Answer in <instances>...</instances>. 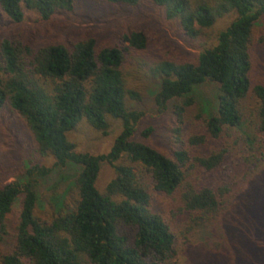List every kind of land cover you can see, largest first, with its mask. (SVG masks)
I'll list each match as a JSON object with an SVG mask.
<instances>
[{
    "label": "trees",
    "instance_id": "1",
    "mask_svg": "<svg viewBox=\"0 0 264 264\" xmlns=\"http://www.w3.org/2000/svg\"><path fill=\"white\" fill-rule=\"evenodd\" d=\"M103 1L132 7L141 0ZM151 2L192 41L233 16L215 44L199 46L193 62L162 60L149 68L158 87L155 104L169 108L175 121L171 157L135 138L141 115L127 107L128 99L140 97L127 88L122 66L129 49H145L143 32L124 35L122 48H97L92 38L36 48L19 39L0 42V114L19 117L39 157L79 169L75 209L48 220L35 215L38 195L30 181L32 173L45 176L47 170L25 165L20 181L0 185V248L10 245L0 264H174L177 233L197 230L218 241L219 249L210 250L214 264H264V166L242 176L237 190L236 182L215 186L195 179L220 172L232 154L245 162L263 160L264 84L252 82L250 47L252 29L264 18V0ZM74 5L75 0H0V11L13 23L29 11L47 21ZM205 83L217 86L213 110L195 112L196 127H187V113L197 107L195 89ZM109 119L120 121L121 130L108 153H77L68 134L84 120L106 135ZM151 133L145 129L141 137ZM102 162L114 177L100 192ZM154 195L170 200L169 216Z\"/></svg>",
    "mask_w": 264,
    "mask_h": 264
},
{
    "label": "rangeland",
    "instance_id": "2",
    "mask_svg": "<svg viewBox=\"0 0 264 264\" xmlns=\"http://www.w3.org/2000/svg\"><path fill=\"white\" fill-rule=\"evenodd\" d=\"M229 15L218 20L213 27L205 31L206 36L196 41L190 40L181 31L178 22L169 20L164 12L157 8L151 0H141L137 5L115 6L103 0H75L70 12L54 15L43 21L33 12H26L20 23L8 20L0 11V42L8 39L20 41L36 48L48 43H61L70 46L72 43L92 38L96 47L126 46L122 37L132 31H141L146 37V47L143 50L129 49L125 52L122 71L128 89L135 91L140 99L127 100V107L135 109L141 115L136 123L135 138L171 157L177 145L172 129L175 121L170 109L158 107L154 101L157 85L151 78L149 68L162 60L175 62H193L202 51L201 44L207 46L216 43V37L232 21ZM250 54L252 59V82L264 84V18L252 29ZM217 86L205 83L195 89L197 107L186 116V123L196 127L193 114L197 111H212L215 105ZM151 128L152 133L147 138L141 137V132ZM121 122L109 119L107 134L94 130L84 120L68 134V140L74 144L77 153L104 155L110 150L114 139L120 133ZM186 126L183 127L185 132ZM182 131V132H183ZM182 136H185V134ZM236 154V153H235ZM263 160L259 164L245 162L239 155H231L220 167V172L212 176L200 175L197 180H204L208 184H220V180L236 182L237 190L244 182L242 176L257 173ZM25 165L38 166L47 170L45 176L32 173L30 181L38 195L35 215L48 220L59 213L73 211L77 203L75 178L79 171L76 166L58 167L52 157H39L34 150L31 139L24 123L14 112L0 114V185L20 181V175ZM258 166V167H257ZM114 177L113 168L106 162L101 163L96 181V188L102 192ZM154 202L158 208L169 216L170 200L161 195H154ZM19 212V203L12 210L10 226H14ZM177 233V232H176ZM177 241V251L174 264H214L211 251L219 249L216 238L205 231L190 233L180 232ZM9 243L2 245L0 254L6 253ZM251 253V252H249Z\"/></svg>",
    "mask_w": 264,
    "mask_h": 264
}]
</instances>
